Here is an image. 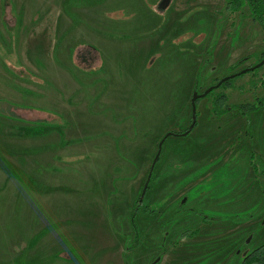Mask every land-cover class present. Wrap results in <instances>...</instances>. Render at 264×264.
<instances>
[{
  "label": "rangeland",
  "instance_id": "rangeland-1",
  "mask_svg": "<svg viewBox=\"0 0 264 264\" xmlns=\"http://www.w3.org/2000/svg\"><path fill=\"white\" fill-rule=\"evenodd\" d=\"M227 1L0 0V264H241L264 245V30Z\"/></svg>",
  "mask_w": 264,
  "mask_h": 264
},
{
  "label": "trees",
  "instance_id": "trees-1",
  "mask_svg": "<svg viewBox=\"0 0 264 264\" xmlns=\"http://www.w3.org/2000/svg\"><path fill=\"white\" fill-rule=\"evenodd\" d=\"M244 6H247L248 9H249V12L251 13L250 14L251 21H253L254 23H259L262 26L263 30H264V0H228L227 4H226V10L237 11L238 9H240L241 7H244ZM263 59H264V54L262 55L261 59L258 61V63L255 66L260 64ZM241 62L232 65L230 67L231 70H235V68L238 67ZM254 67L252 69H255ZM252 69H246L245 73H249V71H251ZM232 75L234 77H231V78L227 77L228 79H226V81L221 83V85H220L221 87L220 88H224V89L230 88L231 85H232L233 80H235L238 77L243 76L244 74H242L241 72H238V73H234ZM195 86L193 87V92H195V89H196ZM260 86L262 87V89H264V74H263L262 79L260 81ZM197 101H196V103H197ZM196 103H195V107H196ZM225 104H226V97L225 96L219 95V96L216 97V100L214 102V106L212 107V114L216 118H221L223 115L226 114L225 112L228 109L224 110ZM262 104L263 103H261V104H259L257 106H242V107H238L236 109H237V111L240 113V115L242 117H246L249 113L255 112L258 109V107L262 106ZM192 124H194L193 128L190 129V127H191L190 126L184 132V134L186 136L189 135L192 132V130L194 129V127L196 125V113H195L194 120L192 119ZM158 160H157V162H158ZM147 190H148V186H147L146 191ZM146 191H145V193H146ZM143 197L144 196L141 194L140 197L137 199L136 204H135V210L136 211H138V208L141 207V203L143 201ZM134 218H135V215L133 214L131 216V225L134 228V230L136 231V227L134 225ZM136 234H137V232H136ZM241 264H264V245L259 247V248H257L252 253H250L248 255H245L243 257V259H242Z\"/></svg>",
  "mask_w": 264,
  "mask_h": 264
},
{
  "label": "water",
  "instance_id": "water-1",
  "mask_svg": "<svg viewBox=\"0 0 264 264\" xmlns=\"http://www.w3.org/2000/svg\"><path fill=\"white\" fill-rule=\"evenodd\" d=\"M167 2H168V0H164V4H167ZM261 65H264V59L262 60V62H261L260 64H258V65L255 66L254 68H258V67H260ZM245 72H246V71L243 70L241 73L244 74ZM236 75H237V74H236ZM231 77H234V76L231 75V76H229L228 78H231ZM228 78H224L223 80H221V82H220L218 85H220L222 82L226 81V79H228ZM217 87H218V86H217ZM211 90H212V88H209V89H207V90H206L203 94H201V95H198V94L196 95V94H194V95L192 96V99H191V109H192V119H193V120H194L195 113H196V107H195V103H196V101H197L199 98H202V97H204L205 95H207ZM193 125H194V124L191 125L190 129L193 128ZM168 136H171V135H168ZM162 144H163V142H161V143L159 144V146H158V153H157V155H156V157H155V159H154V164H155V163L157 162V160L159 159V155H160V152H161ZM149 178H150V176H149ZM149 178H148V180H147V182H146V184H145V186H144V188H143V191H142V195H143V196H144L145 191H146V189H147Z\"/></svg>",
  "mask_w": 264,
  "mask_h": 264
},
{
  "label": "crops",
  "instance_id": "crops-1",
  "mask_svg": "<svg viewBox=\"0 0 264 264\" xmlns=\"http://www.w3.org/2000/svg\"><path fill=\"white\" fill-rule=\"evenodd\" d=\"M236 225H239V224H236ZM246 246H247V245H246ZM238 253H239V252H238ZM238 253H237V254H238ZM241 256H243V255H241Z\"/></svg>",
  "mask_w": 264,
  "mask_h": 264
},
{
  "label": "flooded vegetation",
  "instance_id": "flooded-vegetation-1",
  "mask_svg": "<svg viewBox=\"0 0 264 264\" xmlns=\"http://www.w3.org/2000/svg\"><path fill=\"white\" fill-rule=\"evenodd\" d=\"M190 242V241H189Z\"/></svg>",
  "mask_w": 264,
  "mask_h": 264
}]
</instances>
